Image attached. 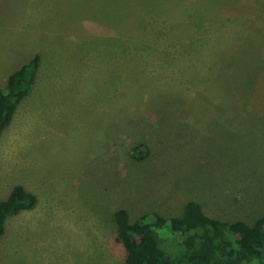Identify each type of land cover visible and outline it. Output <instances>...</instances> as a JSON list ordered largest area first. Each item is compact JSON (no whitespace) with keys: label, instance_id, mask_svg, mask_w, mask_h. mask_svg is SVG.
Segmentation results:
<instances>
[{"label":"rangeland","instance_id":"obj_1","mask_svg":"<svg viewBox=\"0 0 264 264\" xmlns=\"http://www.w3.org/2000/svg\"><path fill=\"white\" fill-rule=\"evenodd\" d=\"M36 53L45 207L1 264H126L119 209L264 216V0H0L1 65Z\"/></svg>","mask_w":264,"mask_h":264},{"label":"trees","instance_id":"obj_2","mask_svg":"<svg viewBox=\"0 0 264 264\" xmlns=\"http://www.w3.org/2000/svg\"><path fill=\"white\" fill-rule=\"evenodd\" d=\"M40 62V55H35L0 89V135L31 92ZM133 151L141 158L146 147ZM36 203L37 197L22 186H16L7 200L0 199V238L9 217ZM113 220L117 240L126 251V264H264V216L254 224L223 221L207 215L198 202L189 201L179 217L147 213L131 221L129 212L119 209Z\"/></svg>","mask_w":264,"mask_h":264},{"label":"crops","instance_id":"obj_3","mask_svg":"<svg viewBox=\"0 0 264 264\" xmlns=\"http://www.w3.org/2000/svg\"><path fill=\"white\" fill-rule=\"evenodd\" d=\"M32 57L17 63L15 68L7 70L10 65H13V61H9L8 66H3L0 63V89H5L8 83L9 76L18 70L23 64L29 62ZM41 57V56H40ZM41 63V62H40ZM15 65V62H14ZM41 65L37 70L40 72ZM37 75V74H36ZM37 78V76H36ZM36 82L37 79H35ZM33 94V90H32ZM32 94L30 93L18 106L17 111L11 121L10 125L7 126L2 134L0 135V199L7 200L13 189L16 186H22L27 192L34 194L37 197L36 205L27 210H23L20 213L9 217L5 225V233L0 238V250L1 247H9L14 237L21 235L23 239L24 232L28 226L35 221L38 213H42L44 205H41L40 198H38L37 190L34 186L35 179L33 177L32 163H36L31 152L29 159L24 162L23 149L24 146L31 144V136L29 131L31 130L28 116L27 106L28 102L31 101ZM26 136H29L26 139ZM32 151V150H31ZM12 230V231H11ZM26 233V232H25ZM27 236V235H26ZM1 252V251H0ZM3 254H0V264L2 262Z\"/></svg>","mask_w":264,"mask_h":264}]
</instances>
